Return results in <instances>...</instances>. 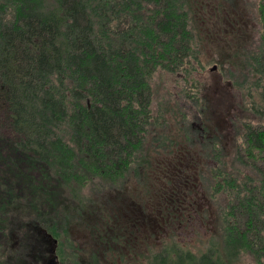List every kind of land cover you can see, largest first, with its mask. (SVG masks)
<instances>
[{"label":"trees","instance_id":"trees-1","mask_svg":"<svg viewBox=\"0 0 264 264\" xmlns=\"http://www.w3.org/2000/svg\"><path fill=\"white\" fill-rule=\"evenodd\" d=\"M195 2L0 0V264H264V0L231 150L208 129ZM174 148L205 159L218 209L198 251L160 240L138 193Z\"/></svg>","mask_w":264,"mask_h":264},{"label":"rangeland","instance_id":"rangeland-1","mask_svg":"<svg viewBox=\"0 0 264 264\" xmlns=\"http://www.w3.org/2000/svg\"><path fill=\"white\" fill-rule=\"evenodd\" d=\"M198 1L200 2L195 3L205 6H200L198 10L202 37L201 58L204 62L211 61L205 70L197 73L212 109L206 115L212 120L208 129L220 132L226 149L231 150L237 134L235 114L239 112V104L244 98L240 85H249L247 61L249 52L256 48L259 40L260 0ZM206 132L207 130L202 134ZM194 141H198L196 136ZM168 152L170 151L161 153L167 157H155L156 161L159 160V163L154 162L155 165L158 164V170L155 168L153 172L154 184L149 192L139 189L138 193L141 199L147 200L145 202L151 205L153 211L149 213L163 221L160 240L176 235L192 250L198 251L205 247L211 234L218 229V209L207 191L209 175L206 162L203 159L196 168L194 167L192 159L197 158L199 152L193 148L190 149V154H187L188 150L184 153L178 148H174L169 155ZM35 175L38 176L39 172ZM95 191L96 189L91 187L86 189L89 193ZM167 207L171 208L166 215ZM79 219H72L74 225L71 233L77 242L85 241L89 234ZM158 231L160 232V228ZM54 240H51L52 244ZM50 259L56 261L55 256ZM86 259L89 260L90 257L86 255ZM129 264L138 263L132 260Z\"/></svg>","mask_w":264,"mask_h":264},{"label":"water","instance_id":"water-1","mask_svg":"<svg viewBox=\"0 0 264 264\" xmlns=\"http://www.w3.org/2000/svg\"><path fill=\"white\" fill-rule=\"evenodd\" d=\"M49 236H50V234H49ZM57 245H58V240L57 239H55L54 240V253H56V247H57ZM58 258V256L57 255H55V259H57Z\"/></svg>","mask_w":264,"mask_h":264},{"label":"flooded vegetation","instance_id":"flooded-vegetation-1","mask_svg":"<svg viewBox=\"0 0 264 264\" xmlns=\"http://www.w3.org/2000/svg\"><path fill=\"white\" fill-rule=\"evenodd\" d=\"M56 248H57V247H56ZM52 262H54V260H53V261H51V263H52ZM55 263H56V262H54V264H55ZM52 264H53V263H52Z\"/></svg>","mask_w":264,"mask_h":264}]
</instances>
